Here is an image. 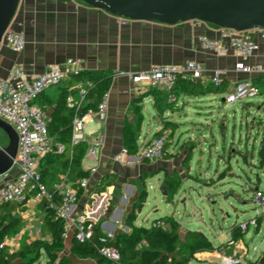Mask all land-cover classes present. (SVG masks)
Returning <instances> with one entry per match:
<instances>
[{"label":"crops","instance_id":"crops-1","mask_svg":"<svg viewBox=\"0 0 264 264\" xmlns=\"http://www.w3.org/2000/svg\"><path fill=\"white\" fill-rule=\"evenodd\" d=\"M12 28L24 32L26 47L17 53L7 44L2 45L0 77H8L15 67L24 70L28 76L42 73L53 65L66 70L69 59L82 61L86 71L109 70L113 73L111 88L107 92L106 118L97 117L87 127L89 134L103 137V144L97 149L95 157L86 155L82 160V168L90 170V175L88 186L81 191L74 207L76 214H87L104 233L130 232L131 228L126 221L134 210L137 213L134 224L141 226L138 219L142 212L137 211V202L142 197L138 185L142 182L143 175L148 177L156 170H159L156 172L159 175L161 171L166 173L171 168H183L180 156H176L178 147L174 145L168 147V156L165 155L156 162L138 161L135 155L127 154L123 157V150L126 149L123 130L126 124L133 126L139 143L143 145L164 129L168 121L176 124V131L185 124L203 123L201 118L207 114V108H215L221 101L224 103L226 95L236 84L249 77L236 69L240 58L233 50L220 55L201 46V36L217 39L222 33V28L205 22L197 24L196 21H188L169 25L133 21L91 7L80 0H21ZM251 34L258 49L248 61L253 64L263 63L264 37L259 31ZM191 60L200 63L203 77L192 80L197 84L196 92L182 94L176 100V105L171 102L170 93L164 87L137 86L129 75L148 70L154 65L183 64ZM216 69L224 72V92L208 93L206 88L213 84L212 76ZM79 85L80 83L73 81L72 76H66L60 84L37 98L36 102L45 111L49 123L60 124L61 118L71 112L68 105L58 107V102L64 92L77 89ZM151 90H156V93L150 92ZM75 94L78 98V91ZM158 94H162L159 97L160 107L155 106V96ZM259 96L264 97V92ZM101 100L92 98L91 101L98 104ZM261 101L264 102L263 99ZM86 103L85 100L84 104ZM248 103L252 104L253 100L242 102L243 109ZM137 106L141 107L144 116L140 128L137 126ZM193 113L198 115L197 119L188 120ZM167 132L175 134L170 127L164 133ZM118 155L122 156L121 159L116 158ZM45 163L49 167L45 181L50 189L61 181L68 185H75L80 181L76 177V169L67 165L66 159L51 160L46 157ZM18 173L19 170L12 177ZM4 181L5 178H0V184ZM0 211V223L6 229L2 243H5L3 248L7 251H19L38 239L52 240L44 225L46 211L40 203L32 199L23 204L10 202L1 205ZM15 218L17 220L13 222ZM147 221L149 223L145 226L151 227L150 220ZM260 223L261 218L254 227L256 234L260 233ZM249 226L243 237L235 241L237 249L234 253L225 254L221 248L215 247L212 252L196 253L193 259L200 264H213L216 258L221 261L223 256H238L246 264H263L259 260L264 250L254 256L249 254L244 238ZM74 238V231L71 229L65 238L66 253H72ZM66 253L64 254L67 255ZM82 260L77 263L82 264L84 259ZM86 261L97 264L92 259Z\"/></svg>","mask_w":264,"mask_h":264},{"label":"built area","instance_id":"built-area-1","mask_svg":"<svg viewBox=\"0 0 264 264\" xmlns=\"http://www.w3.org/2000/svg\"><path fill=\"white\" fill-rule=\"evenodd\" d=\"M197 24L204 23L201 20H194ZM259 31L264 37V28L250 31H238L231 28L222 29L221 37L217 39L201 36L199 38L202 47L214 53L224 55L233 50L240 60L236 63V69L249 75L248 78L239 81L234 89L225 97V103L232 105L251 100L262 94L261 89L255 83V78L264 77V62L253 64L248 59L258 49V44L251 34ZM7 44L14 52H21L26 47V37L23 31L9 28L3 37V44ZM68 68L61 69L57 65L49 66L42 73L28 76L24 70L15 67L8 77H0V118L9 122L17 131L19 136L18 153L15 164L19 173L10 180L0 184V206L10 202L19 204L32 199L37 203L44 200L50 201V208L57 216L65 219V237L73 229L75 238L84 242L91 238L95 230V222L85 213L74 212V207L79 201L81 191L88 186V177L81 179L75 185H68L61 181L50 189L41 177L40 162L49 154L56 150L60 153L65 148L54 142L49 133V118L45 111L36 103V99L50 88L58 85L66 77L85 71L82 61L69 59ZM133 83L140 87H164L170 93L171 100H177L173 93L180 78L191 80L203 77V69L199 62L195 60L183 64H160L150 67L148 70L139 73H129ZM224 72L216 69L212 76V83L220 86L223 83ZM88 85L87 81H81L78 90V98L70 90L66 103L74 111L72 142L88 144L87 156L95 157L97 149L103 144L102 136H94L87 132V127L95 118L105 119L108 110L107 94L98 103L96 109H88L81 114V110L86 99ZM167 136L154 137L143 144L140 151L135 155L138 161L147 160L156 162L162 160L165 155V144ZM127 155V150H123ZM121 155L116 158L121 159ZM126 159V158H125ZM96 169H92L95 171ZM8 173L6 174V176ZM6 176H3L5 178ZM256 199L264 204V191H256ZM253 223V222H250ZM255 223V222H254ZM240 229H248L249 222L239 224ZM151 227H166L162 219L151 222ZM113 231L106 232L101 238L102 246L99 253L115 262L120 263L121 255L117 248L109 245V241L115 238ZM230 243H235L234 240ZM142 245H146L143 242ZM5 243H1L3 248ZM241 258L238 256H223L221 264H240Z\"/></svg>","mask_w":264,"mask_h":264},{"label":"rangeland","instance_id":"rangeland-1","mask_svg":"<svg viewBox=\"0 0 264 264\" xmlns=\"http://www.w3.org/2000/svg\"><path fill=\"white\" fill-rule=\"evenodd\" d=\"M262 99L263 96H257L245 109L241 103L218 102L215 108H207V114L201 118L203 123L185 124L175 134H164L169 146L178 147L176 156H180L183 168H171L159 175L156 170L139 183V193L144 197L137 202V211L142 212L138 224L145 226L147 219L152 222L165 216L176 218L180 244L174 255L180 254L187 236L194 231L203 234L223 253H234L237 245L230 243L232 227L236 224V229H240L242 222H253L244 237L250 256L264 250V205L255 196L256 189L264 191ZM197 117L193 113L188 120ZM8 143L7 134L0 129V147ZM259 218L261 230L256 234L254 227ZM27 248L26 245L19 251ZM66 254L76 262L83 261L69 251ZM56 262L43 251L36 264ZM189 264L200 263L193 259ZM213 264L221 261L216 258ZM240 264L246 262L241 259Z\"/></svg>","mask_w":264,"mask_h":264},{"label":"trees","instance_id":"trees-1","mask_svg":"<svg viewBox=\"0 0 264 264\" xmlns=\"http://www.w3.org/2000/svg\"><path fill=\"white\" fill-rule=\"evenodd\" d=\"M72 79L74 82L80 83L81 81H87L86 101L83 105L81 114H84L88 109H96L98 104L92 102V98L102 99L111 88L113 73L109 70H97V71H82L78 74H73ZM255 83L259 86L262 92H264V77L255 78ZM197 84L189 78H180L173 91L176 98L182 94L195 93ZM224 86H215L209 84L206 88V92L221 93L224 92ZM78 90L74 89V93ZM150 92L156 93V90ZM68 91L64 92L58 107H66V99ZM44 94V93H43ZM162 94L155 96V106L160 107V98ZM37 100V99H36ZM175 105L177 101L171 100ZM37 103V102H36ZM137 126L140 128L144 116L140 106H137ZM73 118L74 111L62 117L60 124L49 123V133L54 142L58 145L64 146V152L60 153L56 150L49 152L40 162L41 177L45 181L46 176L49 173V167L46 166L47 159H66V164L70 165L72 169H76V177L84 179L89 177L90 170H84L82 168V160L87 154L88 144L81 142L74 144L72 142L73 134ZM176 124L174 122H166V127L159 131L154 137H160L164 135L167 127L171 128L172 132L176 131ZM124 144L128 155H136L142 145L139 143V138L136 130L132 125L126 124L123 130ZM153 137V138H154ZM169 143L166 141L165 151L168 156ZM147 161V160H146ZM146 176L143 175V179ZM258 189H256L257 191ZM144 197V194L142 195ZM141 197V198H142ZM144 203V201L142 202ZM8 205V204H7ZM43 210L46 211L44 218V225L46 230L51 234L52 240L38 239L31 244L27 245L28 248L25 251H7L5 248L0 247V264H36L40 261L42 252L45 251L50 260H57L56 264H79L64 254L65 251V219L57 216L55 211L50 208V201L44 200L40 203ZM139 209V207H138ZM137 218V213L132 211L127 219V224L130 226V232L119 231L115 238L110 240L109 245L117 248L121 255L120 263H115L99 253V247L103 244L101 238L105 236V233L101 230L100 226L95 223V230L91 238L84 242L78 241L76 238L73 240L72 253L80 259H84L82 264H92L87 262V259L95 260L97 264H188L196 253L199 252H212L215 250V246L212 241L206 238L199 232H190L187 236L188 239L184 243L179 255H174L180 244V234L177 231L179 222L174 219L173 216H165L162 218L166 223V227H146L136 226L134 224ZM17 218L13 219L15 222ZM260 222V218L257 220ZM238 228V225L232 227L233 240H239L243 237V232ZM6 236V229L0 223V244L3 242ZM146 242V245H142ZM26 253V254H25ZM16 262V263H15ZM259 262L264 264V251L261 255Z\"/></svg>","mask_w":264,"mask_h":264},{"label":"water","instance_id":"water-1","mask_svg":"<svg viewBox=\"0 0 264 264\" xmlns=\"http://www.w3.org/2000/svg\"><path fill=\"white\" fill-rule=\"evenodd\" d=\"M113 15L133 21L177 24L201 20L219 28L250 31L264 28V0H80ZM21 0H0V49L5 32L12 28ZM13 29V28H12ZM0 129L9 138L0 147V178L12 179L19 136L15 128L0 118Z\"/></svg>","mask_w":264,"mask_h":264}]
</instances>
